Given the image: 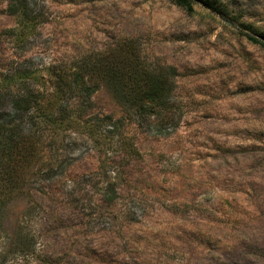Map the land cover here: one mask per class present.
Instances as JSON below:
<instances>
[{
    "label": "rangeland",
    "instance_id": "1",
    "mask_svg": "<svg viewBox=\"0 0 264 264\" xmlns=\"http://www.w3.org/2000/svg\"><path fill=\"white\" fill-rule=\"evenodd\" d=\"M27 1L34 22L0 0V94L54 95L86 62L137 56L171 99L168 119L143 117L86 77L90 101L75 91L60 126L33 129L42 154L19 169L30 196L1 205L0 264H264V0Z\"/></svg>",
    "mask_w": 264,
    "mask_h": 264
},
{
    "label": "trees",
    "instance_id": "2",
    "mask_svg": "<svg viewBox=\"0 0 264 264\" xmlns=\"http://www.w3.org/2000/svg\"><path fill=\"white\" fill-rule=\"evenodd\" d=\"M8 2L10 3L9 12L12 15H21L30 22L35 21L28 8L33 6L30 2L29 4L27 0H8ZM177 4L192 11L191 3L188 0H178ZM250 39L255 43H261L256 39ZM125 61V67H121L119 61L86 62L84 71L76 70L71 74L72 80L60 76L57 82L60 87L54 95L41 93L40 86L36 82H32L23 89L8 90L0 94V106L7 107L5 112L8 111L7 115H0V154L2 150L8 154L7 162H4L3 159L0 160V208L10 197L14 196L15 190L16 195L25 191V195L30 196L26 190L27 184H20L23 173L19 169L25 163L32 165L35 154H42L38 142H35L36 134L33 133V129L39 130V125L44 124L45 127H42L41 131L45 132L50 127L60 126L61 124L56 122L54 114L56 112L60 115L67 111L73 112L70 100L76 96L75 91L90 101L98 91L99 85L95 82L91 86L89 82H86V77L93 81L96 79L108 83L114 89L116 96L120 97L122 103L139 105L137 113L140 116L168 119L167 116H164V113L168 112L167 107L171 99L168 76L159 71L146 69L140 65V58L137 56L125 59ZM34 73L31 72L30 77H36ZM65 91L69 93V96L63 103L62 94L65 95ZM1 111L4 113V110ZM67 116L65 117L67 118ZM65 117L58 119H65ZM41 118L42 121H40ZM111 127L114 129L113 131L117 129L114 123L111 124ZM11 161H13L12 164ZM54 173L52 171L44 174L48 175V179H52ZM39 176H42L41 172H39ZM113 200L114 198H110V201ZM19 231H16V251H14L17 258L29 261L36 249L34 244L30 245L29 236L23 235Z\"/></svg>",
    "mask_w": 264,
    "mask_h": 264
}]
</instances>
